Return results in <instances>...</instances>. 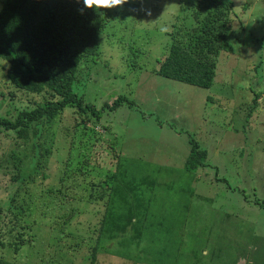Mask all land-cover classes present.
I'll return each mask as SVG.
<instances>
[{
	"label": "trees",
	"instance_id": "trees-1",
	"mask_svg": "<svg viewBox=\"0 0 264 264\" xmlns=\"http://www.w3.org/2000/svg\"><path fill=\"white\" fill-rule=\"evenodd\" d=\"M142 2L124 0L120 6L105 9L86 8L83 0H0V81L10 93L33 103L18 109L14 117L0 115V170L10 169L0 185V264H34L27 258L42 229L35 223L41 224L49 216L60 233H69L66 227L83 212L86 203L103 205L96 237L93 241L87 238L93 243L88 264H97L100 253L116 254L136 263L157 262L149 256L150 247L142 245L144 240L165 232L166 219L185 222L177 209L180 206L184 215L189 208L187 196L193 189L187 188L188 183L176 184L174 178L158 181L146 171L148 164L123 161L120 154L113 153V141L104 138L114 161L107 169L96 161L90 139L97 132L86 122H101L107 132L111 126L101 120L104 111H115L125 103L132 108L134 102L119 95L97 108L76 89L93 77L101 78L95 73V62L105 37L112 43H122L115 47L126 52L133 47V41L126 40L124 34L114 42V34L107 28L113 20L123 22L128 6L138 9ZM238 2L179 0L183 13L168 21L164 30L168 41L153 72L209 89L217 71L219 75V57L232 55L231 39L241 40L239 32H245L246 18L240 19L241 14L248 17V13L258 12L256 24L263 29L260 37L244 34L247 43H243V51L250 48L248 43L255 44L254 38L264 41V6L260 2L252 5L254 0ZM236 6L240 9L237 13ZM250 7L253 9L249 11ZM149 9L156 12L153 6ZM258 98L256 93L251 102L239 107L245 110L241 115L246 121L251 119ZM68 109L77 115L75 121L72 127L61 124L57 136L69 139L68 149L55 145V141L54 147L46 146L45 131L49 132L54 122L59 123ZM147 115L142 113L143 118ZM53 133L56 137L57 129ZM10 139L13 142L6 150L5 142ZM188 144L184 170L193 173L208 166L206 148L195 139ZM55 148H62L63 154L57 157ZM192 177L194 180L196 176ZM46 180H52V185H46ZM172 195L180 196L177 204L164 206ZM252 203L264 208V201L255 199ZM78 240L84 242L86 237ZM39 259L45 264V258ZM70 261L65 253L57 264Z\"/></svg>",
	"mask_w": 264,
	"mask_h": 264
},
{
	"label": "rangeland",
	"instance_id": "rangeland-1",
	"mask_svg": "<svg viewBox=\"0 0 264 264\" xmlns=\"http://www.w3.org/2000/svg\"><path fill=\"white\" fill-rule=\"evenodd\" d=\"M146 1L138 9L128 6L123 22L113 20L107 28L113 32L114 42L124 34L126 40L133 41V47L126 52L115 47L122 43H112L105 37L95 62V73L101 78L93 77L76 87L97 108L119 95L134 102L132 108L125 103L115 111H104L101 120L111 126L107 132L101 122H86L97 132L90 139L96 161L100 167H110L114 160L104 139L113 141L112 151L120 154L123 161L148 164L146 171L158 181L174 178L176 184L188 183L187 188L193 189L187 196V212L183 215L184 210L180 206L177 209L185 222L166 219L165 232H156L144 240L142 245L150 247V258L157 261L149 264H264V208L252 203L255 199L264 201V41L254 38L255 44L248 43L250 48L243 51V43H247L244 34L261 36L262 26L256 24L260 15L256 11L248 13V17L240 15V19L246 18L245 32H239L241 40L231 39L232 55L224 53L219 57V75L217 71L212 86L205 89L153 72L168 41L164 30L169 20L183 13L180 4L185 0L180 4L179 0ZM235 1L239 4L241 0ZM255 2L264 6V0H254L252 5ZM152 6L156 12L149 9ZM237 9L239 6L234 9L236 13ZM10 92L0 81V115L14 117L24 105H33ZM256 93L258 104L246 121L241 115L245 110L239 107L251 102ZM142 113L148 114L146 118ZM75 116L68 109L59 123L54 122L49 132L45 131L46 146L54 147L55 141V145L68 149L69 139L57 138L59 126L72 127ZM190 139L198 140L208 153V166L193 173L183 167ZM12 142L10 139L4 143L6 150ZM58 149H54L57 157L63 154L62 148ZM9 170H0V185ZM2 172L6 175L2 176ZM192 174L196 176L194 180ZM172 197L164 206L172 208L177 204L180 196ZM102 211L103 205L86 203L83 212L66 227L69 233H60L51 225V218L45 216L43 223H35L42 229L27 259L40 264L42 257L45 264H57L66 253L70 264H88L90 244L96 237ZM80 236L86 241L80 242ZM87 238L92 241L87 242ZM141 261L100 253L97 264H145Z\"/></svg>",
	"mask_w": 264,
	"mask_h": 264
},
{
	"label": "clouds",
	"instance_id": "clouds-1",
	"mask_svg": "<svg viewBox=\"0 0 264 264\" xmlns=\"http://www.w3.org/2000/svg\"><path fill=\"white\" fill-rule=\"evenodd\" d=\"M124 0H83V4L86 8L104 7L105 9H111L122 5Z\"/></svg>",
	"mask_w": 264,
	"mask_h": 264
}]
</instances>
